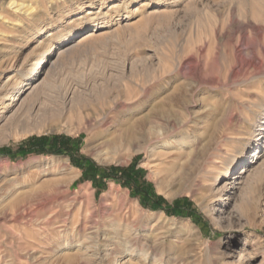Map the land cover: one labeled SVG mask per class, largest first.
<instances>
[{
	"label": "rangeland",
	"instance_id": "obj_1",
	"mask_svg": "<svg viewBox=\"0 0 264 264\" xmlns=\"http://www.w3.org/2000/svg\"><path fill=\"white\" fill-rule=\"evenodd\" d=\"M23 1L0 8V264H264V0Z\"/></svg>",
	"mask_w": 264,
	"mask_h": 264
},
{
	"label": "bare ground",
	"instance_id": "obj_2",
	"mask_svg": "<svg viewBox=\"0 0 264 264\" xmlns=\"http://www.w3.org/2000/svg\"><path fill=\"white\" fill-rule=\"evenodd\" d=\"M5 3H7L6 6L9 7V8L11 7V9H13L15 13H22V14H25V15H29L30 12L33 10V5L31 3L30 4L29 3L25 4V2L23 0L22 1L8 0ZM5 3L2 2L1 5H0V8L5 6ZM4 20H5V17L4 16L1 17V14H0V26H1V24H4ZM98 23H99L98 21L94 20L92 22V27L99 26ZM10 25L15 26L16 24L15 23H10ZM74 34H75V32L73 30L72 32H70L68 35L65 36L66 37L65 40L66 41L69 40ZM88 34L92 35L91 32L87 33V35ZM5 35H6L5 32L0 31V37L5 36ZM51 49H52V47L48 46L44 50V52L41 54V56L39 58L34 59L33 62L30 63V66H29L27 72L26 73H22L21 74V78L15 80L12 84H10V86H9L7 92H6V96H5L7 100H14L15 99L14 95L18 92V90H20L24 85L28 84L27 82L29 80H32L33 75H36L37 71L43 66V63H44L47 55L51 52ZM56 50H58V49H56ZM100 124H101V122L99 123V125ZM154 166H155V169L158 168L157 164H154ZM228 169L229 168L227 167L224 170L223 175L226 176L229 172H231V170H228ZM219 189L224 190V187L221 186Z\"/></svg>",
	"mask_w": 264,
	"mask_h": 264
},
{
	"label": "trees",
	"instance_id": "obj_3",
	"mask_svg": "<svg viewBox=\"0 0 264 264\" xmlns=\"http://www.w3.org/2000/svg\"><path fill=\"white\" fill-rule=\"evenodd\" d=\"M40 138H43V137H40ZM59 139V140H67V138H63V137H53V139ZM28 150H33V148H29ZM38 152H40V153H47V152H49V151H38ZM76 163L75 162H73V165H75ZM105 170H108V171H111V169L110 168H106ZM123 171V169L122 170H120V172H122ZM162 202H165V200L162 198V197H160V196H158V197H155V199H154V201H153V205H159V203H162Z\"/></svg>",
	"mask_w": 264,
	"mask_h": 264
}]
</instances>
